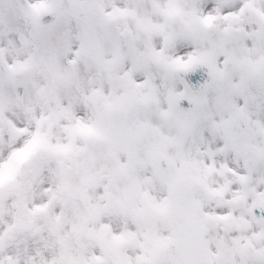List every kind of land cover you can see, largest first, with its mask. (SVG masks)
Returning <instances> with one entry per match:
<instances>
[{"label":"snow or ice","instance_id":"1","mask_svg":"<svg viewBox=\"0 0 264 264\" xmlns=\"http://www.w3.org/2000/svg\"><path fill=\"white\" fill-rule=\"evenodd\" d=\"M0 264H264V0H0Z\"/></svg>","mask_w":264,"mask_h":264}]
</instances>
